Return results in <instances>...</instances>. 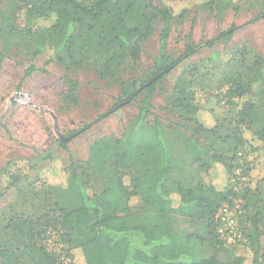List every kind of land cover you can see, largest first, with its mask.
Returning <instances> with one entry per match:
<instances>
[{
	"label": "trees",
	"instance_id": "trees-1",
	"mask_svg": "<svg viewBox=\"0 0 264 264\" xmlns=\"http://www.w3.org/2000/svg\"><path fill=\"white\" fill-rule=\"evenodd\" d=\"M218 1L205 0L200 6L212 8ZM220 1L223 8L233 5V0ZM7 3L26 10L23 28L16 24L14 12L7 8ZM20 3L23 5H18ZM164 3L165 0H0L3 43L0 64L5 52L12 48L17 50L20 44L33 58L49 55L46 64L59 62L76 69L92 66L103 76L117 78L128 66L138 62L140 42L153 35L156 21L163 25L159 34L160 50L149 76L141 81L136 78L126 81L117 103L109 111L120 110L142 96L138 116L122 137L97 139L84 164L72 158L68 167H64L65 185L43 181L40 175L31 183L37 192L44 188L60 191V199L55 202L59 215H46L45 224L37 221L39 227L26 219L16 229L15 236L26 237L31 243L41 242L48 238L49 226L46 225L50 223L59 235L58 242L63 244L61 252L70 258L68 264H260L256 250L251 256L246 254L226 260L216 255L203 256L193 235L180 238L173 226L176 216L204 221L216 232L217 242L223 243L217 234L216 215L224 203L236 196L234 187L229 185V174L234 168L233 159L246 145L242 126L252 128L249 125L251 114L259 101L244 100L237 111L238 119L235 123L229 121V126L234 124L235 127L228 129L227 137L236 142L231 157L216 149L213 143L201 141L200 136H215L225 124L205 116L193 92L180 83L175 84L176 96L167 107L177 116V123L164 127L160 115L152 111L155 87L197 50L189 42L179 58L166 56L176 15ZM186 12L187 9H183L177 17L183 19ZM261 16L264 17V13ZM40 20H52V23L43 25L38 23ZM233 32L234 28L222 34L231 36ZM212 43L210 41L209 45ZM218 57L214 55V60ZM36 70L45 71V68L30 64L25 73L29 76ZM252 70L249 76L239 73L226 77V95L230 99L244 98L256 86L264 87L262 56L254 57ZM157 75L160 77L148 84ZM70 81L72 93L68 91V97L75 100L76 83ZM103 116L105 114L99 118ZM150 116L153 120L147 121ZM178 129L184 130V143L192 155V163L198 164L200 171L205 173V180L195 186L175 173V169L180 171V165L176 162L175 144L168 132L176 133ZM249 146L250 150L241 155L246 162L244 172L251 181L244 187V198L253 194L264 180V127L251 135ZM48 159L55 161L52 155H48ZM14 164L8 163L4 168L11 186L29 179V174L19 171L20 168L11 171ZM221 167L226 171V183L222 181ZM97 169L106 176L100 192L92 194L88 191V171ZM255 175L258 177L254 188ZM135 197L140 198V206L134 209L131 202ZM14 221L11 220L10 225ZM13 242V238L8 239L9 244ZM16 242L18 247L23 244ZM35 247L29 249L26 244L23 248L36 264L59 263L60 253L48 249L44 241ZM9 252L0 249V264H7Z\"/></svg>",
	"mask_w": 264,
	"mask_h": 264
},
{
	"label": "rangeland",
	"instance_id": "rangeland-1",
	"mask_svg": "<svg viewBox=\"0 0 264 264\" xmlns=\"http://www.w3.org/2000/svg\"><path fill=\"white\" fill-rule=\"evenodd\" d=\"M204 1L165 0L164 4L170 6L176 15L165 49L166 56L169 59L179 58L189 42L197 50L157 83L152 111L160 115L165 128L176 124L177 116L167 107L176 96L175 84L180 83L193 92L194 100L204 110L205 116L225 124L215 136H200L201 141L213 143L216 149L231 157L236 142L227 137L228 129L235 127L234 124L229 126V121L235 123L238 119L237 111L244 100L259 101L251 114L249 125L252 128L242 126L246 145L233 159L234 168L229 174V185L236 192L229 203L240 205L245 211L240 216V224L248 242L237 246L219 243L216 232L206 222L191 221L181 216L174 218L173 226L180 238L193 235V241L199 245L203 256L216 255L226 260L246 254L251 256L256 250L260 264H264V180L259 183H263L261 188H256L253 194L244 198L245 186L241 180L246 175V162L239 155L250 150L251 135L264 127V87L256 86L244 98L230 99L226 95L227 76L239 73L252 75L254 57L260 55L264 59V17L261 16L264 13V0H233V5L226 8H223L220 0L212 8H203L200 5ZM7 8L14 12L18 27L23 28L26 10L23 7L18 9L17 5L11 3H7ZM183 9H187V12L180 20L177 15ZM38 23L49 25L52 20H40ZM162 26V22L156 21L153 35L140 42L138 62L128 66L117 78L103 76L92 66L76 69L59 62L46 64L49 55L33 58L26 54L25 46L20 44L17 50L12 48L5 52L0 64V249L10 251L7 264H36L23 248L26 244L29 249H35V244L37 246L44 241L48 249L61 253L63 244L58 242L59 235L50 227V223L46 225L49 226L48 238L41 242L37 240L31 243L26 237L15 236L18 232L16 229L26 219L39 227L37 221L45 224L46 215H59L55 202L60 199V191L44 188L37 192L31 183L40 175L43 181L65 185L67 176L64 167H68L72 158L84 164L91 145L97 139L122 137L138 116L142 96L120 110L109 111L117 103L126 81L133 78L141 81L149 76L160 50ZM232 28L234 32L231 36L222 34ZM210 41H213L211 45ZM2 49L0 36V51ZM214 55L219 57L214 60ZM30 64L45 68V71L36 70L27 76L25 70ZM70 79L76 83L73 91L75 100L68 97V91L72 93L69 89ZM102 114L105 116L99 118ZM152 120V116L147 119ZM87 125L85 130L75 134ZM183 132V129L176 133L168 132L175 144L176 162L180 165V171L175 169V173L178 178L195 186L206 177L199 165L192 163ZM48 155L55 157V161L50 162ZM12 162L15 168L11 171L20 168L19 171L29 174L28 180H22L15 186L10 185V179L4 172L7 164ZM221 169L224 175L222 181L226 183L225 168ZM88 173V191L92 194L100 192L106 175L99 169L89 170ZM257 177L255 175L252 181L254 188ZM131 206L134 209L140 206V198H133ZM11 220L15 221L10 225ZM9 238L15 242L9 244ZM16 241L23 244L18 247Z\"/></svg>",
	"mask_w": 264,
	"mask_h": 264
},
{
	"label": "built area",
	"instance_id": "built-area-1",
	"mask_svg": "<svg viewBox=\"0 0 264 264\" xmlns=\"http://www.w3.org/2000/svg\"><path fill=\"white\" fill-rule=\"evenodd\" d=\"M240 156L242 153L239 154ZM242 185H249V177L247 175L242 176ZM244 209L240 205H231V203H224L217 215V234L220 240L228 246H237L248 242L244 230L240 224V216L244 214ZM63 248V247H62ZM70 258L64 253H60L59 263L57 264H68Z\"/></svg>",
	"mask_w": 264,
	"mask_h": 264
},
{
	"label": "water",
	"instance_id": "water-1",
	"mask_svg": "<svg viewBox=\"0 0 264 264\" xmlns=\"http://www.w3.org/2000/svg\"><path fill=\"white\" fill-rule=\"evenodd\" d=\"M159 77H160V75L155 76L153 79H151V80L149 81L148 84H150V83L156 81ZM62 139H64V138H62Z\"/></svg>",
	"mask_w": 264,
	"mask_h": 264
},
{
	"label": "crops",
	"instance_id": "crops-1",
	"mask_svg": "<svg viewBox=\"0 0 264 264\" xmlns=\"http://www.w3.org/2000/svg\"><path fill=\"white\" fill-rule=\"evenodd\" d=\"M262 184H263V183H262ZM262 184H259L257 187H258V188H261Z\"/></svg>",
	"mask_w": 264,
	"mask_h": 264
}]
</instances>
